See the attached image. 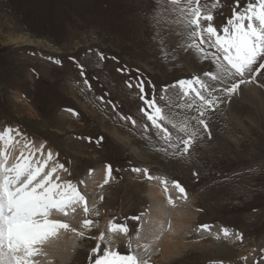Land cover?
Segmentation results:
<instances>
[{"label": "rangeland", "instance_id": "obj_1", "mask_svg": "<svg viewBox=\"0 0 264 264\" xmlns=\"http://www.w3.org/2000/svg\"><path fill=\"white\" fill-rule=\"evenodd\" d=\"M248 2L222 0L212 23L222 27ZM186 20L169 0H0L1 141L7 142L5 130L11 129L26 147L19 155H31V166L40 153L46 160L43 179L55 170L51 183H71L84 197L83 206L74 204L75 213L50 212V222L68 229L58 230L54 249L48 248V240L37 245L32 264H64V257H71L65 264H93L97 249L133 255L130 241L139 221L132 218L146 211L147 189L163 177L168 188H183L192 220L184 244L173 249L175 257L161 260L159 246L148 250L147 260L154 259L145 260L148 264H264V103L261 110L259 104L241 99L239 89L233 95L214 91V111L189 109L186 101H176L168 111L180 117L179 124L196 117L188 129L198 138L187 153L183 143L166 142L145 115L154 114L145 101L164 105L170 95H177L179 79L208 80L205 73L217 71L198 52L189 55ZM24 36L20 45L11 44ZM187 64L194 71L185 73ZM245 76L253 81L235 80L247 89L255 85L264 99V70L258 79L255 72ZM216 85L227 90L219 81ZM235 115L241 122H229ZM218 117L219 134L197 122L217 125ZM101 123L129 135L136 151ZM178 136L189 138L174 130L173 140ZM90 171L84 187L79 180ZM98 175L102 178L96 182ZM88 220L90 226L84 227ZM207 222L213 223L208 228L214 235L215 227L227 230V243L218 236L203 239L196 226ZM113 224L129 228L126 242L124 234L117 235L122 232L110 230Z\"/></svg>", "mask_w": 264, "mask_h": 264}, {"label": "snow or ice", "instance_id": "obj_2", "mask_svg": "<svg viewBox=\"0 0 264 264\" xmlns=\"http://www.w3.org/2000/svg\"><path fill=\"white\" fill-rule=\"evenodd\" d=\"M187 18L185 27L189 29L190 50L197 51L204 59H210L216 67V73H205L208 80L200 77L192 81H182L177 88L176 96H169L164 105L157 101H145L154 114L145 112L151 127L168 143L173 140V131L185 133L188 139H181L184 144L183 152L187 153L191 148L194 138H198L196 132H189L188 121H182L180 125L171 119L168 111L178 100L186 101V107L191 109L194 101H200L199 109L215 110L214 91L223 95H233L240 88L239 83H229L235 77H244L246 73L253 72L259 75L264 70V0H250L243 7V11L233 12L220 28L212 22L215 19L216 10L220 8L222 0H169ZM240 7L239 3L236 5ZM197 41L191 43V41ZM212 49V51H206ZM218 53V55H217ZM103 58V57H101ZM208 81H211L209 83ZM219 81L227 86V90L216 85ZM131 87V85H130ZM141 91L143 89L141 88ZM144 111V110H142ZM201 117L204 111H199ZM196 119V117H192ZM207 130V123L200 119L197 121ZM11 129L5 130L8 136L7 148L11 143ZM4 135H0V140ZM52 159L51 154L48 160ZM45 162L41 167L33 168L31 160L24 158L14 167H7V155L5 163L0 165V264H32L31 258L39 254L37 245L44 244L50 237H55L58 230L68 229V225L61 222H49L48 216L53 210L67 215L66 209L78 202H84V197L71 183L58 185L51 183L54 171L44 177L38 183V177L42 175ZM62 167V166H61ZM139 171V170H134ZM109 176L111 169H108ZM27 178L26 180L24 178ZM24 182L21 184V181ZM181 193L183 188L174 185ZM63 189V191H61ZM69 193H71L69 195ZM88 209L85 207V214ZM132 219H139L133 217ZM91 220L83 225L89 227ZM113 232L128 234L127 226L117 227L110 225ZM207 230V229H205ZM224 235L228 236L227 230ZM104 239L103 236L100 237ZM99 258L93 264H138L133 255H121L117 251L96 250Z\"/></svg>", "mask_w": 264, "mask_h": 264}, {"label": "bare ground", "instance_id": "obj_3", "mask_svg": "<svg viewBox=\"0 0 264 264\" xmlns=\"http://www.w3.org/2000/svg\"><path fill=\"white\" fill-rule=\"evenodd\" d=\"M24 41H26L25 36L24 37L17 38L15 41H12L11 44L12 45L14 44V46H18V45H20ZM194 52H195V55H196L197 51H195V50H193V52L191 50V52L189 53V55L193 56L194 55ZM186 62H187V60H186ZM142 65H143V63H142ZM192 70H193V68L191 66L189 68V66L187 64V68L185 69L184 72L185 73H190V71H192ZM238 80L239 79L235 80L234 82L239 83ZM229 83H233V81H229ZM252 86H253L252 88H248L247 89L245 86L240 85L239 90H240L241 99L246 100V101H250L251 103H256V105L259 104V107H260L259 109L262 110L263 103H264V99H262L261 96H259L260 95V92H259L258 88H255V85H253V84H252ZM219 97H220V95H219ZM227 100H228V98H227ZM233 100H232V102H233ZM235 104L236 103L234 102L233 103V107H236ZM214 109L216 110V108H214ZM232 112H234V110ZM227 115H229V114H227ZM176 116H178V115H173L171 117H172L173 121H175L176 123L179 124V121H181V119H180V117L178 118ZM219 116H221V115H219ZM220 118L221 117H218L217 120L215 119L217 125H215V123H214V125L208 123L207 128H209V130L208 129L207 130L208 131H214L215 130L219 134L221 132V130L219 129V123H217V122H218V120ZM241 118L242 117L240 115H235V116H232L231 119H229V122H231V121H233V122H241ZM213 119L214 118H212L211 120H213ZM103 122H105L104 119H103ZM105 123H101V125L103 126L104 129H106L108 131H111V133L113 135H115L116 139L118 138L119 141H121L127 147H130L132 150H134V148H133L134 147L133 140H132V138L128 137L129 135L127 137L126 136H122L121 133H120V131L117 128L114 129L111 126L107 127ZM74 127L75 126H71L70 129L72 130V129H74ZM15 138H17V137H14V135L11 134V143H10V145L7 148L5 147V145L8 143V139L6 140L7 142H5V143H3L0 140V165H3L5 163V154L7 155V167H9V168L14 167L18 163V155H19V152L21 150L25 149L26 147H25L24 144L21 145L20 143H18V141H16ZM207 147H209V146L207 145ZM134 151H136V150H134ZM212 151H213V149H211V152ZM24 154H23V156H20L19 155V158H20L19 161L20 162L22 161L21 158L26 157V155H24ZM40 154L36 156V158H39V159L36 161V163L34 165H32L33 168L41 167L46 162V160L44 158H42L40 156ZM26 158H28V159L31 160V155L29 157H26ZM47 158H48V156H47ZM170 160H172V159H170ZM175 160L178 161L177 159H175ZM38 161H40L39 165H37ZM13 164H15V165H13ZM44 168H43L42 174L45 171ZM93 171H90L89 173H87V175L85 177H83V180L80 181L81 184H83L84 187H86L87 182L90 179L89 175H90V173H93ZM42 177H43V175H41L40 177H38L37 181H34V182H36V183L40 182L41 180H43ZM99 177L102 178V176H99L98 175L95 178V181L96 182H99L100 181V178ZM24 179L26 180L27 178L25 177ZM23 182H24V180L21 181V184ZM152 182L153 183L150 185L151 188L149 187L147 189L148 194L146 195V196L149 197V202L151 203L150 208L148 209V211H146V214L141 219V225L142 226H141L139 232L133 237V241H132L133 242L132 243L133 256L136 257L138 264H148L149 261L147 260V257H146V255L148 253V250L151 249L152 251H157L158 248H159V246L162 248V254L160 255V259L161 260L166 261L169 258H171L172 256L175 257V253H173V249H175L176 247L184 244V242L182 241L183 240V236L185 235L184 231L188 227L189 220L190 221L192 220V218H191L192 215L189 214L187 208H185L183 206V198H182V195L181 194L175 193V195H171V194L168 195V193H173V189L168 188L167 185L164 184V183H159L158 184L156 180H153ZM89 188L90 187H88L86 189L89 190ZM69 209L75 210V205H72L71 207H69ZM51 212H53V211H51ZM55 212H59V211H56L55 210ZM71 213H73V212H68L67 214H71ZM49 220H52V219H48V221ZM113 235H114V233L110 234L109 237H108V239H111ZM117 235L123 237V233H118ZM64 238L65 237H62V239H64ZM59 239L60 238L55 239L54 237H51L50 240L48 239V242L50 243V245L48 246V248L51 249V250L54 249L56 246L55 245H52V244L56 243ZM109 243H110V246L113 245V243L111 241H109ZM149 256H150V253L148 254V257ZM70 260H71V257H64L63 259H61V262H63L64 264L65 263H70ZM145 260H147L148 262H146ZM152 261H154V259L151 260L149 263H152Z\"/></svg>", "mask_w": 264, "mask_h": 264}]
</instances>
